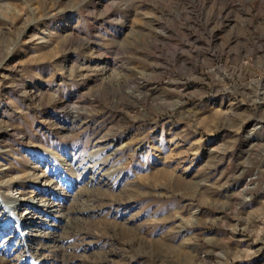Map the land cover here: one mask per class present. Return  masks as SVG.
<instances>
[{
    "label": "rangeland",
    "instance_id": "obj_1",
    "mask_svg": "<svg viewBox=\"0 0 264 264\" xmlns=\"http://www.w3.org/2000/svg\"><path fill=\"white\" fill-rule=\"evenodd\" d=\"M9 200L0 264H264V0H0Z\"/></svg>",
    "mask_w": 264,
    "mask_h": 264
},
{
    "label": "bare ground",
    "instance_id": "obj_2",
    "mask_svg": "<svg viewBox=\"0 0 264 264\" xmlns=\"http://www.w3.org/2000/svg\"><path fill=\"white\" fill-rule=\"evenodd\" d=\"M25 207L27 206L29 209L32 207L31 205H25L24 206V203L22 201H17V200H9V205L8 206H3L2 208L0 207V216H2L4 214V216H10L11 215H14V213L16 212V210L20 207ZM26 212L28 213V211L26 210ZM33 212V211H31ZM25 213V211H24ZM30 213H28V216H29ZM7 220V218H4L2 219L1 221H5ZM31 216L29 217H25L24 218L22 217L21 219L19 220H16L14 221L15 225L18 227H25L27 228L28 224L31 222ZM14 236V239H19L20 241H25L28 237L24 235V232L21 231L20 234H17L16 232L13 234ZM30 237V236H29Z\"/></svg>",
    "mask_w": 264,
    "mask_h": 264
}]
</instances>
